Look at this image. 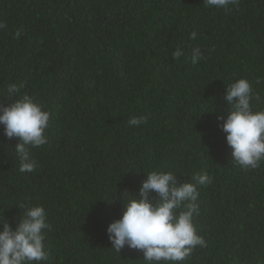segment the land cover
<instances>
[{"label": "trees", "instance_id": "trees-1", "mask_svg": "<svg viewBox=\"0 0 264 264\" xmlns=\"http://www.w3.org/2000/svg\"><path fill=\"white\" fill-rule=\"evenodd\" d=\"M0 22V105L23 84L50 113L31 173L0 125V218L14 228L21 205H43L41 264H145L142 251L111 249L106 227L153 170L212 177L193 220L206 247L183 264H264V161L237 166L217 126L237 79L264 109V0H0ZM134 116L146 122L130 126Z\"/></svg>", "mask_w": 264, "mask_h": 264}, {"label": "clouds", "instance_id": "clouds-1", "mask_svg": "<svg viewBox=\"0 0 264 264\" xmlns=\"http://www.w3.org/2000/svg\"><path fill=\"white\" fill-rule=\"evenodd\" d=\"M216 9L235 5L238 0H205ZM5 25L0 22V28ZM17 36L20 35L18 31ZM196 32L190 34L196 39ZM183 55L180 48L172 52L174 60ZM192 63L204 58L199 47L192 49ZM23 84L8 87L9 96L17 97L7 106L0 105V125L4 135L17 138L14 151L18 170L31 173L37 167L31 150L47 142L50 113L33 97L21 94ZM223 99L229 107L226 117L217 116L218 127L225 134L234 163L242 169H256L264 161V109L254 110L253 101L260 97L248 80L237 79L229 83ZM147 117H132L130 126H139ZM145 174V173H144ZM138 196L132 195L122 204V215L110 222L106 234L111 249L119 253L128 249L142 251L145 264H183L194 248L206 247L197 234L193 220L199 215V188L212 183L206 173L195 174V183L178 181L177 174L153 170L145 174ZM152 193H155L153 196ZM18 222L13 228L0 218V264H41L48 260L45 247V230H50L48 214L43 205L20 206Z\"/></svg>", "mask_w": 264, "mask_h": 264}]
</instances>
